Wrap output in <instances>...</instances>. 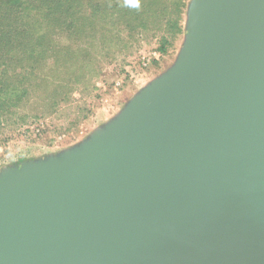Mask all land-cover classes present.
Wrapping results in <instances>:
<instances>
[{
	"label": "water",
	"instance_id": "obj_1",
	"mask_svg": "<svg viewBox=\"0 0 264 264\" xmlns=\"http://www.w3.org/2000/svg\"><path fill=\"white\" fill-rule=\"evenodd\" d=\"M0 264H264V0H192L117 119L3 172Z\"/></svg>",
	"mask_w": 264,
	"mask_h": 264
},
{
	"label": "rangeland",
	"instance_id": "obj_2",
	"mask_svg": "<svg viewBox=\"0 0 264 264\" xmlns=\"http://www.w3.org/2000/svg\"><path fill=\"white\" fill-rule=\"evenodd\" d=\"M191 2L157 0L142 16L146 24L140 31L108 24L109 18L103 15L104 36L94 39L80 28L82 20H90L87 16L72 28L60 23L64 18L71 21L90 14L91 9H56L50 34L54 37L63 27L69 37L76 34L85 39L70 43L73 53L63 62L48 56L38 58L34 65L37 76L31 77L34 88L13 89L7 94L0 91V176L27 162L59 156L117 119L131 100L176 62L187 33ZM160 7L162 14H174V18L179 14L183 25V32L171 37L166 52L159 49L162 36H169ZM135 17L132 13L123 19L130 22ZM11 100L14 105H9Z\"/></svg>",
	"mask_w": 264,
	"mask_h": 264
},
{
	"label": "trees",
	"instance_id": "obj_3",
	"mask_svg": "<svg viewBox=\"0 0 264 264\" xmlns=\"http://www.w3.org/2000/svg\"><path fill=\"white\" fill-rule=\"evenodd\" d=\"M110 1V2H109ZM157 0H0V91L7 94L13 89H26L28 86L34 88L32 76H37L34 65L38 58L44 56L54 57L61 60L70 57L73 53L69 50L70 43L75 45L84 41L85 37L72 34L69 37L63 30L65 26H77L81 19L87 16L90 20H82L81 27L87 36L100 38L102 33V18L106 15L109 18L108 24L130 26L131 29L140 31L146 21L143 15L153 7ZM87 5V6H86ZM91 9V13L83 14L76 20L64 18L60 22L62 28L54 37L50 34L54 30L56 9L64 12H78L81 9ZM160 17L166 24L168 35L162 36L159 49L167 51L168 45L172 44V38L183 32L180 15L162 14V8H158ZM158 12V11H157ZM136 14L137 17L131 18L130 22H125L124 16ZM165 18V19H164ZM106 28V27H105ZM113 29H116L115 27ZM56 33V32H55ZM67 35V36H66ZM49 43L51 44H47ZM55 49L57 52H52ZM48 53V55H47ZM81 55V50L78 51ZM66 60V59H65ZM31 61V62H29ZM52 67V66H50ZM37 70V68H36ZM35 74V75H34ZM15 76V77H14ZM14 77V78H11ZM11 78V79H10ZM26 93V91L24 92ZM0 98V106H2ZM9 105H14L11 100Z\"/></svg>",
	"mask_w": 264,
	"mask_h": 264
}]
</instances>
